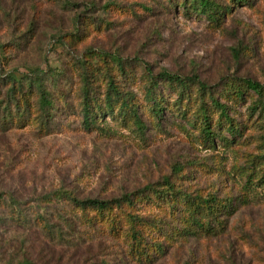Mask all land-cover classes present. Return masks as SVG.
<instances>
[{"label":"rangeland","instance_id":"rangeland-1","mask_svg":"<svg viewBox=\"0 0 264 264\" xmlns=\"http://www.w3.org/2000/svg\"><path fill=\"white\" fill-rule=\"evenodd\" d=\"M18 1L26 7L21 23L17 20L7 26L0 12V42H10L3 67L18 76L32 69L62 68V72L49 73L46 83L55 95L64 93L65 102L57 105L46 127L34 119L36 93L26 92L30 118L13 130L0 132V195L7 200L14 195L32 207L26 208L32 217L37 213L49 216L54 208L47 195L59 188L80 196L112 198L149 185L160 187L171 178L178 189L194 196L215 194L221 202L231 199L232 208L221 213L223 223L217 233L180 235L158 264H264L263 96L249 89L242 101L230 104L229 117L238 131H229V122L224 120L222 126H215L220 137L214 143L205 142L187 123L173 105L178 96L172 93L160 123L146 111L144 135L132 123L112 115L87 129L77 66L89 51L103 50L122 55L138 79L147 63L155 72L195 73L216 87L239 79L264 84V0L228 5L229 13L219 25L202 16L184 15L166 2H162L164 7L153 5L152 13L146 14L141 4L149 5L148 0ZM109 3L122 5L124 12L106 9ZM135 11L139 16L132 14ZM29 23L33 28L26 34ZM22 33L29 42L19 51L14 42L23 41ZM139 97L143 99L141 91ZM218 119L215 112L214 121ZM248 178L253 179L251 185L246 184ZM169 207L153 194L138 205L140 211L153 215H166ZM78 234L83 237L81 243L68 248L51 242L37 227L18 230L10 234L14 249L6 260L0 248V264H21L27 257L32 264H85L101 251L113 264H130L118 259L119 250L130 248L125 234L114 241L91 238L85 230ZM22 238L25 250L19 247Z\"/></svg>","mask_w":264,"mask_h":264},{"label":"trees","instance_id":"trees-1","mask_svg":"<svg viewBox=\"0 0 264 264\" xmlns=\"http://www.w3.org/2000/svg\"><path fill=\"white\" fill-rule=\"evenodd\" d=\"M148 1L149 5L141 4L146 14L152 13L153 5L155 7L160 4L159 6L164 7L162 2H166L182 10L184 15L202 16L210 23L219 25L229 13L228 5L231 4L230 8H233L234 4L244 0ZM16 3L15 0H0V12L8 23L3 24L8 26L17 23V20H20V23L24 21L26 7L20 1ZM111 7L124 12L123 6L117 3L105 6L106 9ZM132 14L139 16L140 13L135 11ZM25 28L24 32L27 34L33 28V23H29ZM22 35V42L19 38L14 42L19 51L24 50L29 42V38L26 39L24 33ZM9 44V41L0 42V132L13 130L18 124L30 118L27 93L34 92L38 99L36 103L38 113L34 119L49 127V119L57 105L65 102V94L55 95L46 83V76L49 73L62 72V68L35 69L36 71L32 69L31 72L20 76L15 71L9 72L3 67L2 61L7 59L5 57L8 56ZM77 66L81 79L78 88L81 114L83 125L87 129L97 126L104 116L112 115L113 118H122L124 123H132L135 130L144 135L147 124L143 116L146 111L153 121L160 123L169 108L167 96L172 93L178 96L177 102L173 105L187 123L198 131V135L204 138L205 142L214 143L220 137V134L215 132L216 124L220 127L225 120L229 122L227 127L229 131L232 133L238 131L229 117L230 104L242 101L249 89H253L264 98V84L251 79H239L240 82L231 80L216 87L195 73H176L168 69L155 72L147 63H144L143 75L138 79L135 71L128 69L122 55L116 52L101 50V53H95L91 50L80 57ZM131 83L137 84L138 89H134ZM102 85L104 90L101 89ZM140 91L143 99L139 97ZM193 106L195 114L190 118L188 115ZM254 107L256 108L257 104ZM215 112L219 114L218 121H214ZM249 174L248 177L253 176ZM262 175L264 177V169ZM252 181V178H248L246 184L251 185ZM152 194L170 206L166 215L140 211L139 203L148 201ZM3 196L4 194L0 195V205L4 206L0 208V236L2 235L0 248L5 260L9 250L14 247L10 234H16L21 229L24 232L30 231L37 227L49 236L51 242L64 244L68 248L81 243L83 237L79 236V230H85L91 238H97L99 241L107 239L114 241L121 234H125L130 248L125 252L123 249L119 250L118 259L121 262L158 264L168 248L173 245L174 239L180 235L217 233L218 226L223 223L221 213L232 208L231 199H228L229 202H221L215 194L194 196L178 189L171 178L164 180L160 187L149 185L137 192L124 193L112 198L80 196L72 190L59 188L47 195L46 199L53 202L54 208V213L49 216L37 213L32 217L28 212L32 207L24 206L14 195H10L8 200ZM58 202L65 204L59 205ZM123 221L126 227L123 226ZM36 240L40 241L39 237ZM25 242L24 238L20 240L19 247L22 250L26 249ZM99 247L102 250L101 244ZM21 264H32V261L27 257ZM85 264L113 263L107 258L106 253L101 251L96 258L86 259Z\"/></svg>","mask_w":264,"mask_h":264}]
</instances>
